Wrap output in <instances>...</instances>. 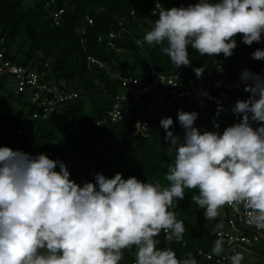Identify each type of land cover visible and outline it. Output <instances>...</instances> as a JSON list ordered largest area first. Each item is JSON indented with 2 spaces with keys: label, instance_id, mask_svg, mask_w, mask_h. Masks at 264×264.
Instances as JSON below:
<instances>
[{
  "label": "clouds",
  "instance_id": "9594fccd",
  "mask_svg": "<svg viewBox=\"0 0 264 264\" xmlns=\"http://www.w3.org/2000/svg\"><path fill=\"white\" fill-rule=\"evenodd\" d=\"M237 33L246 45L261 42L264 0L160 7L143 40L161 45L179 68L190 65L189 46L201 56H231ZM251 57L264 59V49ZM192 70L199 78L204 67ZM239 79L249 96L232 105L239 122L222 133L194 127L195 111H177L182 136L170 130V116L160 119L171 158L167 186L135 176L125 179L119 172L111 178L95 173L94 183L77 184L59 159L0 147V264H119L122 250L133 246L134 264H197L191 252L178 259L171 248L157 247L162 230L166 240L184 239L185 227L172 209L184 199L185 189L198 190L191 201L206 220L226 204L242 205L249 210L246 223L264 230V76L243 69ZM223 110L218 105L217 115ZM213 126L219 128L215 120ZM134 128L137 133L147 129L139 121ZM224 253L225 241L217 238L211 254L241 264V253Z\"/></svg>",
  "mask_w": 264,
  "mask_h": 264
},
{
  "label": "trees",
  "instance_id": "16d2710c",
  "mask_svg": "<svg viewBox=\"0 0 264 264\" xmlns=\"http://www.w3.org/2000/svg\"><path fill=\"white\" fill-rule=\"evenodd\" d=\"M65 1L55 0L46 5L44 0H0V38L4 40L7 58L15 65L36 68L38 72L45 70L46 64L47 72L41 82L76 93L47 116L34 117L33 113L40 112L41 107L28 100V88L15 94L6 84V79L10 78L15 86V77L0 74V147L7 146L31 155L44 153L50 159H59L66 165L69 178L77 184L94 183L95 173L111 178L119 172L125 179L135 176L142 182L147 180L167 186L165 174L171 158L167 149L169 142L164 138L165 130L159 121L170 116L173 120L170 130L174 135L182 136L177 111H195L193 104L188 100L169 99L166 94L153 91L141 95L133 103L128 88L121 85L119 78L96 63L88 62L86 57L97 58L117 76L146 77L151 66L161 73L177 72L190 77L196 76L194 67L203 66L202 76L215 96V104L220 105L222 101L217 98L220 92L226 93L234 103L248 94L244 90L237 92L228 80L239 81L245 87V82L239 79L240 73L243 69L257 72L264 59H253L251 53L257 48L264 49V43L246 45L241 40L237 54L227 58L223 54L201 56L189 46L190 65L176 68L161 51V45H149L143 36L158 19V13L151 12L155 3L169 9L178 7V0H144L139 7L132 6L129 0H69L73 2L72 8L64 9L55 24L53 12ZM182 1L187 6L196 3L194 0ZM120 16L128 20L126 26L130 34H123L117 40L122 52H115L106 45L105 36L111 29L116 31ZM81 25L84 26V49L77 31ZM242 35L238 33L234 38L239 36L241 39ZM216 58L222 60V72L216 67ZM117 95L123 98L116 99ZM117 100L121 116L112 121L108 112ZM217 109L212 108L209 117H202L195 111L198 116L193 126L201 131L222 133L228 127L230 117L225 119L223 111L217 115ZM140 119L146 121L147 129L137 133L134 123ZM213 120L219 124L218 129L214 128ZM55 170L59 171V167ZM193 195H198L197 189H185L184 199L177 201L172 209L176 219L183 222L184 239L181 242L166 240L163 230L157 237L160 241L157 247L171 248L178 259L189 252L196 259L197 248L211 252L216 240L214 231L221 227L219 224L224 225L227 216L228 207L224 205L222 214L206 220L203 209H198L191 201ZM135 251L134 246L123 249L119 264H132ZM256 251L264 259V247Z\"/></svg>",
  "mask_w": 264,
  "mask_h": 264
},
{
  "label": "built area",
  "instance_id": "2783aa9c",
  "mask_svg": "<svg viewBox=\"0 0 264 264\" xmlns=\"http://www.w3.org/2000/svg\"><path fill=\"white\" fill-rule=\"evenodd\" d=\"M194 1L197 3V0ZM44 2L46 5H50L55 2V0H44ZM157 5H159V7ZM72 6L73 2L66 0L61 7L53 12L52 18L55 24L58 23V16L64 11V9L72 8ZM181 6L187 7L184 1L178 0V7ZM160 7L165 8L159 2H156L154 7L151 8V12L153 14L158 13ZM130 14H133L132 11ZM85 18L86 20L89 19L88 17ZM127 23L128 20L124 16L118 17V27L116 31L111 29L105 36L106 45L115 52H122V48L116 43L117 40L121 39L123 34H130V30L126 26ZM77 31L79 33V43L82 49H84L85 37L82 35L84 32V26H79ZM261 41L264 43V33H262ZM3 42V38H0V74L12 75L15 77V80H17V84L14 86L13 91L15 94L22 92L24 88H28V100L41 107L40 112L33 113L34 117H45L61 102L76 96L75 92L67 91L64 88L59 87V85L40 81L41 77L47 72L46 64H44L45 70H40L39 72L36 68L26 69L22 66L15 65L9 58H7ZM137 43L140 44V41L138 40ZM86 60L90 63H96L110 75L119 78L121 85L128 88L133 103H135L141 95L148 91H153L155 93H164L169 96V99H176L178 101L188 100L193 104L195 111H197L202 117H209L212 113L211 109L218 108V105L215 104V96L211 93L208 86V81L202 75L197 78L196 76L186 77L177 72L165 74L156 71L153 67L149 66L146 77H133L130 75L117 76V73L111 72L108 66L97 58L87 56ZM215 62H217L216 67L218 71L222 72L223 63L221 58H216ZM256 73L264 76V61ZM228 84L236 89L237 92L244 90V85L239 81L228 80ZM205 92L207 95H203ZM248 96L249 93L244 99H247ZM120 98H123V96H116V99ZM217 98L222 101V104L219 106H222L224 109L223 114L230 117L228 126L239 122L240 116L233 115L231 112V107L234 104V102L231 101V98L224 92H220L217 95ZM119 107L120 103L117 100L112 109L108 112L112 121H116L121 116L119 113ZM137 121L146 127L145 120H136L134 125ZM250 123L253 128H256L259 122L250 121ZM17 131L19 132V130ZM226 206L228 207V210L224 225L214 231L216 239L221 238L225 241V253L223 255L235 254L237 250L241 249L258 256L259 251L251 250L249 245L262 241L261 245L264 247V230H257L254 226L246 223L247 212L249 210L243 208L242 205L226 204ZM196 261L197 264H228L226 259L221 256L212 255L210 251H206L202 248H197L196 250ZM242 263L243 262L241 261V264ZM132 264H134V261Z\"/></svg>",
  "mask_w": 264,
  "mask_h": 264
},
{
  "label": "rangeland",
  "instance_id": "374dc122",
  "mask_svg": "<svg viewBox=\"0 0 264 264\" xmlns=\"http://www.w3.org/2000/svg\"><path fill=\"white\" fill-rule=\"evenodd\" d=\"M144 0H129V2L132 4V6L134 7H139L141 6V4L143 3ZM165 2H171V0H165ZM236 47L235 49L233 50V55H236L237 54V51L239 50V47L241 45V39L238 37H236ZM6 84L8 86L9 89H11L12 91H14V83L13 82H10V78H7L6 79ZM228 116L227 115H224V118L226 119ZM231 126V125H230ZM218 213L222 214V209L220 208L218 210ZM222 226V223L219 224ZM262 242V241H261ZM261 242H257V243H253L252 245H249L250 246V249L251 250H258L259 247L261 248ZM260 251V250H259ZM237 252L241 253L242 256H243V259H242V262H248V263H251V264H264V259L255 255V254H252V253H249L247 251H244V250H237Z\"/></svg>",
  "mask_w": 264,
  "mask_h": 264
}]
</instances>
